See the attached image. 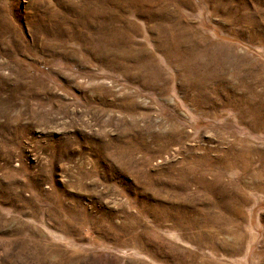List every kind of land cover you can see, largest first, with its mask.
<instances>
[{
    "label": "rangeland",
    "instance_id": "obj_1",
    "mask_svg": "<svg viewBox=\"0 0 264 264\" xmlns=\"http://www.w3.org/2000/svg\"><path fill=\"white\" fill-rule=\"evenodd\" d=\"M0 264H264V0H0Z\"/></svg>",
    "mask_w": 264,
    "mask_h": 264
}]
</instances>
